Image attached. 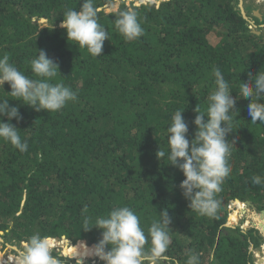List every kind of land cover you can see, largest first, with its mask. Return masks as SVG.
<instances>
[{
	"label": "trees",
	"instance_id": "16d2710c",
	"mask_svg": "<svg viewBox=\"0 0 264 264\" xmlns=\"http://www.w3.org/2000/svg\"><path fill=\"white\" fill-rule=\"evenodd\" d=\"M133 1L106 10L107 0H94L98 22L108 32L95 58L67 41L59 27L63 12L78 11L83 0H0V56L7 54L20 71L36 78L30 61L45 50L61 73L52 82L78 93L77 100L50 113L9 99L22 114L11 122L28 148L21 152L0 139L2 246L9 242L24 249L39 234L59 237L49 239L61 243L63 253L94 257L93 246L70 247L61 237L96 245L101 230H85L84 216L94 220L127 206L139 216L146 236L167 209L169 246L158 264H186L191 253L200 264H254L251 248L263 241L259 230L227 223L235 200L240 211L239 201L264 209V182L252 183L257 175L264 180V123L250 121L249 100L238 99L239 113L232 114L231 173L216 194L214 216L188 207L179 188L182 172L155 153L167 149L166 127L177 110H184L188 138L193 137V109L198 104L206 109L215 68L237 98L250 74L264 72V16L249 14L250 5L241 0ZM128 8L138 12L144 29L133 41H125L114 25L115 11ZM4 89L10 91L7 83ZM5 91L0 89V97L8 95Z\"/></svg>",
	"mask_w": 264,
	"mask_h": 264
},
{
	"label": "clouds",
	"instance_id": "9594fccd",
	"mask_svg": "<svg viewBox=\"0 0 264 264\" xmlns=\"http://www.w3.org/2000/svg\"><path fill=\"white\" fill-rule=\"evenodd\" d=\"M105 7L115 10V0H107ZM62 16L59 27L65 30L67 41L78 49H86L95 58L100 56L108 32L98 22L94 0H83L78 11L69 8ZM114 25L125 41H133L144 34L138 12L132 8L115 11ZM30 67L36 78L20 71L10 62L7 54L0 56V89L5 91L6 83L10 89L5 91L7 96L0 97V139L21 152L27 151L28 144L26 140L22 141L18 127L11 121L15 119L19 122L23 117L19 107L11 105L9 99L18 100L37 112L46 110L48 113L57 112L69 101L78 99V93L70 87L52 82L60 73L59 64L45 50H38L37 57L30 61ZM213 76L215 88L207 97L206 109L202 110L199 104L193 109L196 113L192 121L195 125L193 137L188 138L189 125L182 115L184 110H177L166 127L167 149L159 147L155 153L159 160L166 159L167 164L182 172L184 179L179 188L188 207L208 217L215 215L218 207L216 194L222 191L221 185L231 173L228 163L231 148L227 137L235 129L232 114L239 113L236 108L238 99L243 97L249 100L248 115L251 122L264 123V72L259 70L254 76L250 74V78L240 84L239 98L231 95L229 83L219 68L213 70ZM231 142L235 143V140ZM262 182L264 180L259 175L252 177L253 184ZM83 211L86 214L87 207ZM159 215L160 219L153 221L147 236L139 216L127 206L114 207L106 216L94 220L85 215V230L91 227L101 230L102 238L93 246L92 253L103 264H158L159 257L169 246L168 229L171 223L167 209ZM49 238L59 237L32 235L20 253L21 259L17 260V264H64L52 254ZM146 244L149 245L147 248ZM263 245L264 239L259 247L254 248L257 249L256 256L251 248L254 264L256 261L264 263L259 262L260 256L264 257ZM10 264L16 263L12 261ZM186 264H200L199 256L189 254Z\"/></svg>",
	"mask_w": 264,
	"mask_h": 264
},
{
	"label": "rangeland",
	"instance_id": "374dc122",
	"mask_svg": "<svg viewBox=\"0 0 264 264\" xmlns=\"http://www.w3.org/2000/svg\"><path fill=\"white\" fill-rule=\"evenodd\" d=\"M121 0H115L116 3V8L118 7V4ZM126 1V5L127 6H131V3L129 2L130 0H125ZM144 0H134L133 4L134 5H138L141 2H143ZM157 2H159L160 0H156ZM242 4L249 6L250 8L247 10V12L249 14H253L255 13V15L258 14H262L264 16V0H242ZM112 8H106V10H111ZM253 10V11H251ZM257 12V13H256ZM45 20L41 19L39 20V23L41 25L45 24ZM254 28V27H253ZM264 28V27H263ZM256 29V28H254ZM243 204V211H240L237 207H235L234 205H232V210L230 212V214H232V212H236L234 215V219L230 222L229 221V217L227 220L228 224H232V225H238L240 226V228H251V227H255L257 229H259L260 227L258 226V215L262 214L261 210H258L255 206H251L248 205L247 203L241 202ZM234 204V203H233ZM257 220V222H256ZM259 227V228H258ZM260 229V234L262 236V239H264V230ZM64 238V237H61ZM65 239V238H64ZM66 242H68V246L72 247V246H78L81 243L86 244L87 242L85 240H77L76 242H71L67 239H65ZM6 246H2L1 243V239H0V261H2L3 258H5L7 261H9L8 263L12 262V259L15 261H13V263L17 264V260H20V253L24 250L22 249L21 245L22 244H16V243H9L6 242ZM52 254L54 256H63V257H69L70 260L73 261H69L67 263H65V261L63 259H61L62 261H64V264H103L102 261L99 260V258L95 255L94 257L88 256V257H84V258H79L76 256H71V255H67L66 253H63V248L61 246V243L59 242H52ZM88 246H94V244L88 245ZM255 253V256L257 254V249L253 250ZM57 254V255H55ZM3 264H7V263H3Z\"/></svg>",
	"mask_w": 264,
	"mask_h": 264
},
{
	"label": "bare ground",
	"instance_id": "6f19581e",
	"mask_svg": "<svg viewBox=\"0 0 264 264\" xmlns=\"http://www.w3.org/2000/svg\"><path fill=\"white\" fill-rule=\"evenodd\" d=\"M242 211H243V207H242ZM258 218H259L258 226H259L262 230H264V214H260V215H258ZM256 222H257V220H256ZM263 249H264V245H263ZM12 261H14V260L12 259ZM14 262H15V261H14ZM0 264H3V262L0 261Z\"/></svg>",
	"mask_w": 264,
	"mask_h": 264
},
{
	"label": "water",
	"instance_id": "95a60500",
	"mask_svg": "<svg viewBox=\"0 0 264 264\" xmlns=\"http://www.w3.org/2000/svg\"><path fill=\"white\" fill-rule=\"evenodd\" d=\"M256 13H257V12H256ZM256 15L259 16L258 13H257ZM245 203H247L248 205L254 206V205L251 204L250 201H245ZM261 213L264 214V209L261 210ZM8 264H10V263H8Z\"/></svg>",
	"mask_w": 264,
	"mask_h": 264
},
{
	"label": "crops",
	"instance_id": "0c3cea01",
	"mask_svg": "<svg viewBox=\"0 0 264 264\" xmlns=\"http://www.w3.org/2000/svg\"><path fill=\"white\" fill-rule=\"evenodd\" d=\"M241 1H242V0H241ZM231 225H232V224H231ZM238 226H239V224H238ZM242 229L245 230L246 228L244 227V228H242ZM260 229H261V228H259L258 230L260 231ZM261 231H262V230H261ZM67 255H69V254H67Z\"/></svg>",
	"mask_w": 264,
	"mask_h": 264
},
{
	"label": "built area",
	"instance_id": "2783aa9c",
	"mask_svg": "<svg viewBox=\"0 0 264 264\" xmlns=\"http://www.w3.org/2000/svg\"><path fill=\"white\" fill-rule=\"evenodd\" d=\"M256 264H261V263H258V262L256 261ZM262 264H264V263H262Z\"/></svg>",
	"mask_w": 264,
	"mask_h": 264
}]
</instances>
